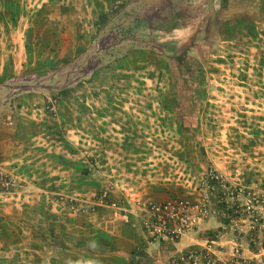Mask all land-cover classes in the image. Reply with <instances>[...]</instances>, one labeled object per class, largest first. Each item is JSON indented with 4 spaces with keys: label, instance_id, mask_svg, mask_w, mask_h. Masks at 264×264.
I'll list each match as a JSON object with an SVG mask.
<instances>
[{
    "label": "rangeland",
    "instance_id": "374dc122",
    "mask_svg": "<svg viewBox=\"0 0 264 264\" xmlns=\"http://www.w3.org/2000/svg\"><path fill=\"white\" fill-rule=\"evenodd\" d=\"M262 262L264 0H0V264Z\"/></svg>",
    "mask_w": 264,
    "mask_h": 264
},
{
    "label": "crops",
    "instance_id": "0c3cea01",
    "mask_svg": "<svg viewBox=\"0 0 264 264\" xmlns=\"http://www.w3.org/2000/svg\"><path fill=\"white\" fill-rule=\"evenodd\" d=\"M175 16L179 19L181 16L175 13ZM184 22V20H183ZM180 22L179 27L169 28L170 30L162 29L155 27L152 25V22H146L143 27L137 28V63H154L157 57L163 58L165 61H169L170 57L176 56L181 52V45L183 43V38L174 39L178 34H181L186 31L188 28V24H184L188 22ZM167 21H165L161 25H166ZM141 34H146V36L140 37ZM174 34V36H173ZM197 35V33H195ZM142 41V42H141ZM164 41L165 44L160 46L163 50L158 51L157 43ZM173 51V52H172ZM160 53V54H159ZM139 238L137 237V249L139 247Z\"/></svg>",
    "mask_w": 264,
    "mask_h": 264
},
{
    "label": "built area",
    "instance_id": "2783aa9c",
    "mask_svg": "<svg viewBox=\"0 0 264 264\" xmlns=\"http://www.w3.org/2000/svg\"><path fill=\"white\" fill-rule=\"evenodd\" d=\"M160 209H161V207L154 206L151 203H149V204L143 203V205L139 207V210L141 212L146 213V214H149V213L155 214L154 212L159 211ZM141 219H142L141 225L144 227V229L148 233H150L152 235L158 234L161 231L168 232V226H167L165 220H163L161 222H159V221L157 222L154 218L153 219L141 218ZM182 231H183L182 226H179L178 228L174 229L173 231H170L169 235L170 234H172V235H170L169 239L173 241V239H177V238L181 237V235L183 234ZM163 237L167 238V236H165V235ZM181 258L184 260L186 257H181ZM261 264H264V262H262Z\"/></svg>",
    "mask_w": 264,
    "mask_h": 264
},
{
    "label": "trees",
    "instance_id": "16d2710c",
    "mask_svg": "<svg viewBox=\"0 0 264 264\" xmlns=\"http://www.w3.org/2000/svg\"><path fill=\"white\" fill-rule=\"evenodd\" d=\"M217 216L219 217L220 215L217 214Z\"/></svg>",
    "mask_w": 264,
    "mask_h": 264
}]
</instances>
